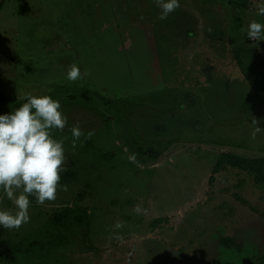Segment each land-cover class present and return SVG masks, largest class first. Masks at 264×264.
Wrapping results in <instances>:
<instances>
[{
  "label": "rangeland",
  "instance_id": "obj_1",
  "mask_svg": "<svg viewBox=\"0 0 264 264\" xmlns=\"http://www.w3.org/2000/svg\"><path fill=\"white\" fill-rule=\"evenodd\" d=\"M0 99V264L264 257V0H0Z\"/></svg>",
  "mask_w": 264,
  "mask_h": 264
},
{
  "label": "trees",
  "instance_id": "obj_2",
  "mask_svg": "<svg viewBox=\"0 0 264 264\" xmlns=\"http://www.w3.org/2000/svg\"><path fill=\"white\" fill-rule=\"evenodd\" d=\"M0 101H2L0 99ZM217 169H220L221 167H231V168H237L242 171L250 172L260 180H264V158H254V159H248V158H241L236 155L232 154H221L218 164H216ZM215 172V171H214ZM218 172V171H216ZM213 176L210 177L209 181H212ZM256 181H258L256 179ZM76 214H74V212ZM82 213V214H81ZM54 222H65L73 221V224L76 226H83L87 228L88 231V224H87V215L85 214L84 210L80 212V210H75L72 208H65L62 210L61 213H58L54 216ZM158 221V220H157ZM89 250L92 249L91 246L88 247ZM8 251L7 243L6 241L2 240L0 235V259L4 258L6 256V252ZM258 264H264V257L262 259H258Z\"/></svg>",
  "mask_w": 264,
  "mask_h": 264
}]
</instances>
